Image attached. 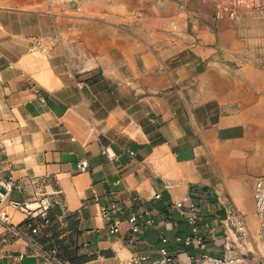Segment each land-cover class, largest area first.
<instances>
[{
    "label": "crops",
    "instance_id": "0c3cea01",
    "mask_svg": "<svg viewBox=\"0 0 264 264\" xmlns=\"http://www.w3.org/2000/svg\"><path fill=\"white\" fill-rule=\"evenodd\" d=\"M231 2L0 0V179L14 183L0 235L22 228L0 239V264L198 255L176 201L198 202L211 254L242 249L264 264L253 185L264 175V14L242 5L219 17ZM44 191L60 203L33 233L8 202ZM113 201L117 233L100 213ZM143 209L155 225L131 243L128 218ZM233 209L244 242L219 222Z\"/></svg>",
    "mask_w": 264,
    "mask_h": 264
},
{
    "label": "built area",
    "instance_id": "2783aa9c",
    "mask_svg": "<svg viewBox=\"0 0 264 264\" xmlns=\"http://www.w3.org/2000/svg\"><path fill=\"white\" fill-rule=\"evenodd\" d=\"M242 5H248L258 9L264 14V0H232L230 7L219 6L218 16L222 17L228 13L232 18L237 16L238 8ZM37 46L43 51H48V46L43 42H38ZM1 149V144H0ZM107 152V150H105ZM113 155L110 154V157ZM78 167L81 170H86L88 167L87 160L78 162ZM254 198L256 214L260 224V235L264 236V175L257 176L254 179ZM14 183L11 179L5 177L0 179V201H4L6 191L13 188ZM155 198L161 197L160 193L154 195ZM60 199L55 197L53 193L40 192L37 193L31 201L10 200L8 206L14 209L21 210L26 215L25 226L31 229L33 233L38 232L43 226L49 224L51 219L49 211L57 204ZM118 206L116 201L111 203L100 204V213L106 221L110 222L109 230L111 233H117L121 228L120 220H113L112 211ZM175 206L178 211L185 215L188 222L192 225V234L185 237L186 244H193L199 247L201 252L198 255H186L180 258L171 253L166 247L159 249V256L151 258L148 254H141L129 259V263L137 264H256V260L248 258L242 249L236 250L230 248L222 255H213L209 252L208 242L202 229L198 223L199 204L196 201H191L186 205L184 201H176ZM0 218L7 221L10 218L8 210L0 212ZM39 221V222H37ZM222 227L231 229L235 232L241 242H244L249 236L248 224L244 214L233 209L225 213L219 218ZM129 228L131 230L130 241L137 243V233L147 227L155 225L154 219L150 216V211L147 209L137 210L131 213L128 218ZM172 222H166V227H170ZM7 235H0L2 241H10V236H21L22 228L17 224H7ZM180 239V238H179ZM163 240H166L163 238Z\"/></svg>",
    "mask_w": 264,
    "mask_h": 264
}]
</instances>
